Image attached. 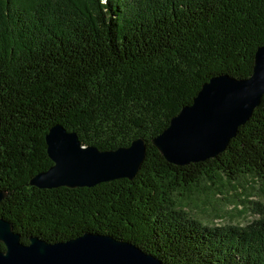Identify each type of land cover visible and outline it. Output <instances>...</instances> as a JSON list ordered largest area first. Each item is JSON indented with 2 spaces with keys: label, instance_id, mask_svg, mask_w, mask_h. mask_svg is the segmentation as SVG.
<instances>
[{
  "label": "trees",
  "instance_id": "obj_1",
  "mask_svg": "<svg viewBox=\"0 0 264 264\" xmlns=\"http://www.w3.org/2000/svg\"><path fill=\"white\" fill-rule=\"evenodd\" d=\"M263 45L264 0H0V217L23 243L94 232L164 264H264V208L215 227L183 203L201 181H264V95L213 158L177 166L152 144L211 77L247 78ZM54 124L100 150L141 137L145 158L130 180L32 186Z\"/></svg>",
  "mask_w": 264,
  "mask_h": 264
},
{
  "label": "water",
  "instance_id": "obj_2",
  "mask_svg": "<svg viewBox=\"0 0 264 264\" xmlns=\"http://www.w3.org/2000/svg\"><path fill=\"white\" fill-rule=\"evenodd\" d=\"M264 95V45L256 49L247 78L219 74L203 83L192 103L183 106L152 139L163 158L183 166L224 151L239 126L252 115ZM52 165L29 184L41 189L93 187L115 179H132L146 154L141 137L129 145L100 150L82 145L74 131L52 125L44 136ZM6 193L0 190V201ZM0 264H164L134 243L108 234L85 232L65 241L47 242L30 236L20 241L11 222L0 217Z\"/></svg>",
  "mask_w": 264,
  "mask_h": 264
},
{
  "label": "rangeland",
  "instance_id": "obj_3",
  "mask_svg": "<svg viewBox=\"0 0 264 264\" xmlns=\"http://www.w3.org/2000/svg\"><path fill=\"white\" fill-rule=\"evenodd\" d=\"M201 181L192 192L183 193L184 205L191 217L215 227H244L258 220L256 210L264 208V181L245 175L233 182L207 188Z\"/></svg>",
  "mask_w": 264,
  "mask_h": 264
}]
</instances>
